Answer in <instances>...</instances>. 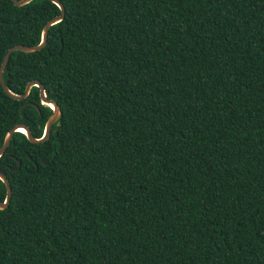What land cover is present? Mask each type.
Returning <instances> with one entry per match:
<instances>
[{
	"label": "trees",
	"instance_id": "trees-1",
	"mask_svg": "<svg viewBox=\"0 0 264 264\" xmlns=\"http://www.w3.org/2000/svg\"><path fill=\"white\" fill-rule=\"evenodd\" d=\"M60 1L3 71L61 115L0 156V264H264V0ZM60 12L0 0V65ZM51 113L0 83V147Z\"/></svg>",
	"mask_w": 264,
	"mask_h": 264
},
{
	"label": "water",
	"instance_id": "water-1",
	"mask_svg": "<svg viewBox=\"0 0 264 264\" xmlns=\"http://www.w3.org/2000/svg\"><path fill=\"white\" fill-rule=\"evenodd\" d=\"M13 3L15 5H24L32 0H12ZM52 2H54L56 5L59 6L61 12L60 14H58L57 16H55L54 18H52L51 20L47 21L42 29V34H41V41L37 44V45H22V44H16L11 46L5 53L3 61L0 65V83L4 89V91L12 98L17 99V100H21L24 99L28 96L30 89L33 86H37L39 88V95H40V100L41 103L43 105L49 106L50 105H54L55 106V110L53 109V107H50L52 109V113L50 114V116L48 117L45 126H44V131L41 137H35L33 136V134L31 133L30 129L25 125V124H16L13 128H11L5 135L3 144L0 147V156L5 152L6 148L8 147L12 135L15 131H19V129L23 128L25 131L23 132L26 137L28 138L29 141L33 142V143H39V142H43L45 141L51 131L52 125L54 123H57L56 121L59 119L60 115H61V110L59 108V106L57 105V103L48 98L46 96V92H45V88L43 86V84L39 81H30L27 83V85L25 86L24 92L22 94H17L14 93L13 91H11L7 85L5 84L4 81V77H3V71L5 68V65L8 61V58L11 54V52L15 51V50H19V51H23V52H34L37 50H40L42 47H44L46 40H47V34H48V29L52 24H55L57 22H59L60 20L63 19L64 17V13H65V8L63 3L60 0H51ZM36 108L38 109V107L36 106ZM21 132V131H20ZM47 133V134H46ZM43 138V139H42ZM49 160V157L47 158H42L41 161L43 163H47ZM20 164V162H18V165ZM17 168H14L13 170H16ZM0 177H3V179L1 180L5 187H6V195L3 201H0V209H4L8 206L9 202H10V197L12 194V188L11 185L9 183V179L7 178V176L0 171ZM8 201V203H4V201Z\"/></svg>",
	"mask_w": 264,
	"mask_h": 264
},
{
	"label": "snow or ice",
	"instance_id": "snow-or-ice-1",
	"mask_svg": "<svg viewBox=\"0 0 264 264\" xmlns=\"http://www.w3.org/2000/svg\"><path fill=\"white\" fill-rule=\"evenodd\" d=\"M50 107H53V109L55 110V106L54 105H50ZM19 131L24 132L25 130L23 128H21V129H19ZM2 179H3V177H0V180H2ZM4 203H8V201L6 200V201H4Z\"/></svg>",
	"mask_w": 264,
	"mask_h": 264
}]
</instances>
